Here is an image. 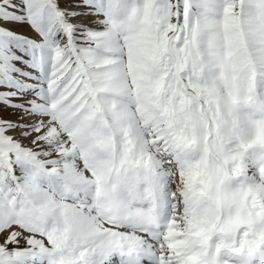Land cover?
<instances>
[{
    "label": "snow or ice",
    "instance_id": "6c2138e0",
    "mask_svg": "<svg viewBox=\"0 0 264 264\" xmlns=\"http://www.w3.org/2000/svg\"><path fill=\"white\" fill-rule=\"evenodd\" d=\"M0 264H264V0H0Z\"/></svg>",
    "mask_w": 264,
    "mask_h": 264
}]
</instances>
